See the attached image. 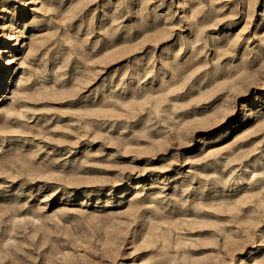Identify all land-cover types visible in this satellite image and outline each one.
<instances>
[{
  "label": "rangeland",
  "instance_id": "374dc122",
  "mask_svg": "<svg viewBox=\"0 0 264 264\" xmlns=\"http://www.w3.org/2000/svg\"><path fill=\"white\" fill-rule=\"evenodd\" d=\"M0 264H264V0H0Z\"/></svg>",
  "mask_w": 264,
  "mask_h": 264
},
{
  "label": "bare ground",
  "instance_id": "6f19581e",
  "mask_svg": "<svg viewBox=\"0 0 264 264\" xmlns=\"http://www.w3.org/2000/svg\"><path fill=\"white\" fill-rule=\"evenodd\" d=\"M6 13H8V11H6Z\"/></svg>",
  "mask_w": 264,
  "mask_h": 264
}]
</instances>
